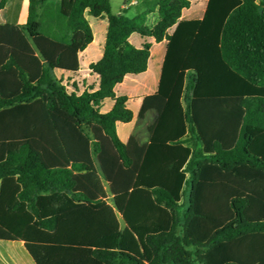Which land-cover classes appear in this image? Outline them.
I'll return each instance as SVG.
<instances>
[{
  "label": "trees",
  "instance_id": "16d2710c",
  "mask_svg": "<svg viewBox=\"0 0 264 264\" xmlns=\"http://www.w3.org/2000/svg\"><path fill=\"white\" fill-rule=\"evenodd\" d=\"M48 1L29 0L23 26L0 24V227L25 255L12 250L9 264H211L224 244L264 238L262 210L250 219L258 205L242 189L221 227L203 241L194 230L198 188L223 184L206 168L229 186H249L232 184L240 168L264 175L253 148L264 132V0H159L154 27L110 0ZM89 18L107 19L103 51L69 86L29 39L72 46L82 33V52L95 40ZM152 93L142 116L154 105L159 117L140 147L129 138ZM219 99H236L243 116L234 146L218 139L208 152L197 116L218 125L237 108L194 104Z\"/></svg>",
  "mask_w": 264,
  "mask_h": 264
},
{
  "label": "crops",
  "instance_id": "0c3cea01",
  "mask_svg": "<svg viewBox=\"0 0 264 264\" xmlns=\"http://www.w3.org/2000/svg\"><path fill=\"white\" fill-rule=\"evenodd\" d=\"M60 0H49L48 2H58ZM260 2L261 0H257ZM133 2H136L133 0ZM125 7V6H122ZM28 10H29V0H9L4 8L0 9V24H15L19 26H23L27 23L28 20ZM126 11L123 13H119L117 15H125ZM126 16V15H125ZM137 16V15H136ZM127 17V16H126ZM130 18V17H129ZM102 19V18H101ZM90 22V18H89ZM91 26V22H90ZM108 27V26H107ZM92 30L93 27L91 26ZM94 38H95V32ZM39 38H46L48 41H36L38 38H30L29 42L32 45L33 49L35 50L37 56L41 59L43 63H51L54 65V72L58 76H65L70 78L71 73L80 72L83 69H89L86 67V59H84L85 54L83 53L88 52V46L85 50L80 52V48L83 45V34L78 33L75 35L76 42L72 46H67L65 44H59L53 40L48 39L47 37H39ZM95 41V40H94ZM49 42H55L62 46L63 51L60 53L52 52L51 47L52 44ZM75 50V52H73ZM96 63L90 61L89 64ZM74 80V79H73ZM153 96V93L150 95H145L143 97V103L140 109L139 114L135 117L134 125L132 128L136 131L138 129L139 135L136 134L134 136L131 132L130 138H134L140 147H147L149 144L152 130L154 129L158 117H159V110L153 105L151 106L142 116L145 106V99ZM195 100H192V106ZM221 115L230 114V116L220 117L218 126L223 131L224 138L228 141L227 145H224L225 148H231L237 141L238 132L240 128L241 119L243 113L239 114L237 109L233 108H225L223 111L219 112ZM234 114V116H233ZM148 115H151L149 122L146 124L144 120L147 118ZM143 122V123H142ZM200 130V129H199ZM263 136V147L261 149H255L254 153L259 155L264 159V132L261 133ZM144 139V140H143ZM206 172L215 173L221 175L217 169L213 167L206 168ZM205 174V173H204ZM233 181L232 184L240 185L249 183L250 187L248 192H246V196L250 200V207L253 204L258 205V212L252 214L251 220H261L260 212L262 210V204H264V189L261 187V182H264V175L258 172L251 171L247 168H240L236 172L232 174ZM105 187L108 191L109 197L112 198L114 193L110 194L108 185L105 184ZM249 207V208H250ZM249 208L247 212L249 211ZM1 228V227H0ZM5 232L3 235L0 236V242H6V244H0V264H9L7 259V254L10 253L12 250L16 251L23 259L25 258L23 251L20 250L23 243L16 239L12 234L7 232L5 229L1 228ZM256 241H264V238L258 236H248L237 241L224 244L226 246L228 254L224 253V257H216L215 259L211 260V264H224L227 261H233L239 264H263L261 260L264 259V253L261 255L256 254V249L254 247ZM19 243V244H18ZM22 252V253H21ZM29 262V260L27 261Z\"/></svg>",
  "mask_w": 264,
  "mask_h": 264
},
{
  "label": "rangeland",
  "instance_id": "374dc122",
  "mask_svg": "<svg viewBox=\"0 0 264 264\" xmlns=\"http://www.w3.org/2000/svg\"><path fill=\"white\" fill-rule=\"evenodd\" d=\"M111 5H112V11L115 14L123 13L126 11L125 15L127 17L133 18L136 15L142 14V13H147V22L146 24L149 27H154L160 20L159 17V0H135L136 2H133V0H110ZM194 1H192L193 3ZM125 6V7H122ZM91 26L93 27V31L95 32V41L94 43L88 48V52H83L85 54L84 59H86V67H90L94 63L92 62H97V56L100 52L103 51V45L105 42V36L107 32V19L102 18V19H95V18H90ZM36 41L42 42V41H48L46 38H38ZM147 42L153 43V39H147ZM52 44L51 50L52 52H57L60 53L63 51L61 45L55 43V42H49ZM75 52V50H73ZM56 75V74H55ZM192 75L189 74V77ZM58 79H62V81L69 86L74 83H78L79 85H82L83 81L85 80L84 76H72L71 78H67L65 76H57ZM74 79V80H73ZM86 83V82H85ZM236 99H219V100H209L207 102L205 101H196L194 104V109L197 111L201 107L210 105L218 108H223L225 106H232L234 107L235 104L234 102ZM237 104V103H236ZM236 107V106H235ZM238 112L241 113L243 112V109L241 107H236ZM151 115H148L147 118L144 120V123L146 124L149 122ZM196 120V118H195ZM135 121V118H134ZM218 117L214 116L211 119V125H207V122L197 116V127L200 128V135L202 139V144H203V149L205 151L211 152L212 151V143L215 140H221L223 145H227L228 141L224 138V133L220 129V127L217 125ZM143 123V122H142ZM134 125V123H133ZM132 132V131H131ZM132 134L134 136L139 135L138 129L136 131L133 130ZM144 140V139H143ZM263 146L262 144V137L258 134L256 136L255 142L253 144V148H261ZM128 153L130 157L137 161L138 160V155L136 152H133L132 150L129 151ZM257 156V155H256ZM216 176V175H215ZM215 182H223L222 185H202L201 187L198 188L197 193H196V213L199 215L195 219V224H194V230H197V236L199 240L203 241L204 237L206 236L207 232L211 231L212 229H216L222 226L223 222H225L229 215H230V209L227 204L228 198L236 197L239 196V193L237 190L242 191H247L248 192V184L240 187L238 186H229L224 183H230V176L225 177V176H219L217 175L215 177ZM261 187L264 189V182H261ZM242 186V187H241ZM221 198V206H217V200ZM255 207V205H254ZM254 210V209H253ZM262 217H264V205L262 209ZM201 230V231H198ZM5 231L0 228V236L3 235ZM250 244H255L250 243ZM254 245L256 249V254L260 255L261 253H264V246L259 245ZM216 253V251H213V255ZM264 263V260H262Z\"/></svg>",
  "mask_w": 264,
  "mask_h": 264
}]
</instances>
